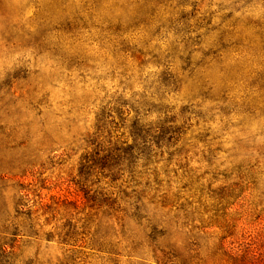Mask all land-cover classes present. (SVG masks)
Wrapping results in <instances>:
<instances>
[{"label":"rangeland","instance_id":"1","mask_svg":"<svg viewBox=\"0 0 264 264\" xmlns=\"http://www.w3.org/2000/svg\"><path fill=\"white\" fill-rule=\"evenodd\" d=\"M93 2L0 0V264H264V91L245 98L264 73V0H161L159 37L128 32L125 54L94 25L136 11ZM141 104L186 129L174 149L95 167L97 120L114 123L104 142L131 143ZM196 105L209 124L182 115Z\"/></svg>","mask_w":264,"mask_h":264},{"label":"trees","instance_id":"2","mask_svg":"<svg viewBox=\"0 0 264 264\" xmlns=\"http://www.w3.org/2000/svg\"><path fill=\"white\" fill-rule=\"evenodd\" d=\"M105 0H94L92 5L90 6V10L94 11L102 2ZM125 6H132L134 8L135 17L131 20L130 24H124L121 23L120 20H117L116 22L110 23H102L101 25L97 26L96 29L99 31V36L102 38V40H106L108 42H114L119 46H122L120 50H118V53H127L130 52V49L128 50V32H142L145 29V33L148 32L146 30L152 28V33H150V39L153 36L159 37L160 31L163 29L162 26L159 25V23L156 20V12L158 6L161 4V0H124ZM242 2L249 3L250 0H241ZM92 15V14H91ZM105 24V25H104ZM66 29H70L68 25H66ZM143 32V33H144ZM231 33V32H230ZM44 32L42 31L40 36L35 38L36 44H42L44 40ZM127 37V38H126ZM127 40V41H126ZM224 35L222 34L218 38V45L219 47L214 51L211 52L210 55L212 57H217L219 54L222 53L223 50H225L227 47L224 45ZM183 54L186 55V58L184 60L181 59L183 64L185 65V69L191 68L190 63V56L192 55V49L188 42L184 44L183 46ZM181 52V53H182ZM205 57L209 56V54L204 55ZM199 63L195 64L189 72H192V69H196ZM185 69H182L185 70ZM224 73V72H223ZM170 74V73H169ZM167 75V77L162 78L160 85L163 88H167L169 85L173 86L176 83V80L173 79V77ZM250 78V75L248 76V79ZM201 91H202V98L203 100L206 99V96L210 93L211 88L206 86V83L201 81ZM245 84L247 85L248 90H256V92H251V96L248 98L246 96L245 98L248 100L252 98L253 96L260 95V92L264 91V73L261 75H256V77L249 79L248 81H245ZM204 89V90H203ZM230 93V90L225 89L222 92V96L219 100H217V103H224L226 100V95ZM163 97V94L160 95ZM144 105L141 104V106H138L135 111V117L132 119L130 126L128 129V136L131 139V143L122 142L119 145L116 143H111L109 141L104 142L102 138V133H106L107 138L110 137V135L113 133L112 128L114 123L108 122L106 123L105 120L107 117L102 116L101 119L97 120V126H96V132L91 136V145H94L93 149V155L95 156V162H93V165L96 167L100 165V167H108L110 168H116L119 167L122 162H127L131 167L134 166L135 161L140 156H149L151 152H153L154 149H157L158 151H161L163 148L166 149H174L176 143L179 142L181 136H183L184 131L186 130L182 125L176 124L175 117H167L166 111L164 110H158L156 112L158 119L156 123L150 122V120L147 119L148 111L143 110ZM197 111L194 110V112H189L187 110H184L182 115L190 114L196 117L197 119H201L205 124H209L210 121H206L203 113L200 112L201 108L200 106L196 105ZM138 110H143L142 114L138 113ZM221 111V109H220ZM221 113V117H226L228 112ZM258 111H261V113H264V108L259 109ZM256 112L254 111V107L251 105H247L245 107V113L247 114H253ZM119 113V112H118ZM121 115V113H120ZM264 117V114H262ZM110 118V117H108ZM186 121L188 119H185ZM106 130V131H105ZM112 130V131H111ZM209 130H206V134H209ZM106 143V145H104ZM174 152H177L175 149ZM254 167V166H253ZM253 167H250L249 172L252 175L256 174L255 169ZM252 178V176L250 177Z\"/></svg>","mask_w":264,"mask_h":264}]
</instances>
